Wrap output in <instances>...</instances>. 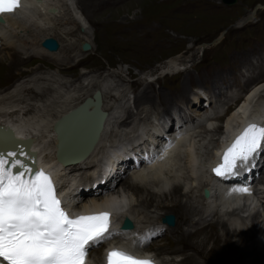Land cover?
Segmentation results:
<instances>
[{
    "label": "rangeland",
    "instance_id": "1",
    "mask_svg": "<svg viewBox=\"0 0 264 264\" xmlns=\"http://www.w3.org/2000/svg\"><path fill=\"white\" fill-rule=\"evenodd\" d=\"M73 2L74 5L71 8L77 12V15L79 13L80 18L82 17L85 22L83 24V21L77 20V23L80 21L79 24H83L78 29L73 26L74 24L65 23L68 16H66V13H62L61 6L59 8L61 3L58 4V8H55V10H59V17L65 18L52 15L51 19L39 22L44 28L55 31L57 37L51 38L57 41L58 47L59 43L62 45L59 50L60 53H58L63 58L66 57L65 62L66 60H74L72 63H75L79 58L83 59L82 62L77 67L73 66L63 70V72L71 75H63L64 73H59L58 69L51 63L52 61L47 59L45 51L41 54L32 51L23 55L22 62L15 68L7 63L0 65L1 118H8L13 123H19L18 121L22 120L23 123L28 124L29 128H32V124L40 119L52 120L56 117V110L62 105L61 102L72 101L85 93L90 94L98 83L102 82V91L106 96L108 113L112 108L113 116L114 114L115 116H121L125 108H130L132 111L136 110L134 101L144 92V86L146 85H150L149 90L154 95L160 93L159 98L155 97L153 102L143 103L138 110L139 112L143 111L141 109L152 110L151 112H153V109L156 108L159 113V111L166 112L181 97L188 96L194 89H206L207 86L211 85L212 89L219 91L221 85L233 81L236 77L237 79L241 77L242 82H239V86L240 88L243 86V89L252 84L255 85L258 83L256 81L260 79L264 81L263 73L256 80H251V83L244 85L247 79L250 80L251 76H256L260 68L262 69L264 66V0H234L229 5L221 0H104L95 10L91 9L90 5L84 6L91 11L90 17L86 15L85 10L76 8L75 0ZM45 9L46 7H42L36 16L45 12ZM243 17L247 20L243 21ZM24 19L29 24L30 22L34 23L32 19L27 18V14ZM69 29L72 30L69 31ZM31 38L27 36L29 41ZM82 42L89 44L87 51L81 50L80 45ZM69 44H74L73 48L66 50ZM11 52L12 49L0 45L1 57L6 58L7 54ZM242 53L244 55L248 53L247 57L238 59ZM183 65L188 67L185 69ZM36 68L38 70H35ZM103 78H106V83L102 81ZM43 89L45 91L41 95H35L33 92ZM212 89L210 90L215 92ZM203 94L206 93L203 92ZM201 97L202 95L198 94L197 98L194 97L193 99L198 101ZM257 97L249 105L248 112L256 107L258 108V106L264 108V91L257 94ZM242 98L244 97L239 98L235 105ZM163 99L165 102L162 101ZM117 103H119V108L115 109ZM10 104L15 106L10 109L8 107ZM232 109L233 107H228L223 115L216 120H211L212 123L208 132L200 130L199 127L194 130L193 133L195 134H193V138L191 137L193 140L191 138L190 140L199 143V158L202 162H207L214 147L218 145L224 132L228 130L223 128V121L226 120V116ZM144 115L145 113L142 112L141 116ZM111 124L108 130H111ZM128 125L132 127L133 123L131 122ZM232 126L231 124L230 128ZM134 127H136V124ZM130 130L134 129H128L127 131ZM37 131L39 132V130ZM41 133H37V142L40 141L38 136ZM191 133L189 135L192 136ZM113 134L107 133L105 136L104 144L107 147L115 139ZM119 140L116 139L114 143ZM47 144L48 141L43 140L40 143V147L43 146V159L51 156V147ZM179 160L177 163L181 164L176 166H178L181 173L182 168H184L183 154L180 155ZM260 168L261 171L257 174L255 182L260 180L264 182V174L262 173L264 171V161ZM130 172V170H126L125 173L114 174L116 178L121 175L117 180L118 182L116 181L110 188L113 195H117L115 202L124 209L130 207L137 210L132 212L131 215L135 221L141 220L143 216L146 219L148 216L162 215L164 209H158L154 206L148 208L140 206L137 193L127 189L124 191L119 190L120 181L128 178L127 175ZM185 174L186 172H183L182 175L186 176ZM197 174H200L199 169ZM202 175H204L203 172ZM197 177L201 180L199 175ZM203 177L206 179L205 175ZM189 183L190 180L184 177V179L180 178L175 185L178 186L182 199L185 198L191 202L192 196L196 194L197 197L199 191L188 193V196L181 194ZM171 188V185L167 186L166 192L170 191ZM258 189L256 197L242 196L239 199L244 200L246 207L238 209L236 212L238 215H247L244 222L241 221L237 227L249 229L251 228L252 214L257 217L256 219L260 222L261 228L257 230L253 239H256V243L260 244L264 242V205H262L264 204V188L258 186ZM116 190L120 192L115 193ZM145 195L144 198L148 199ZM214 201L213 199V205L211 206L213 211L202 220L204 222L197 221V215H191V213L189 215L193 219H186V224L181 222L180 227L184 229L197 228L198 225L202 226L211 220L213 222L218 217L226 223L231 222L227 221V215L223 214L224 210L230 208V204L221 206ZM158 202L164 203V208L168 211L175 210L168 213L174 224V216L178 214L179 204L175 205V201H172V197L168 193L155 198L153 204L156 205ZM201 203L203 202L193 204L199 210L206 208V205L202 206ZM216 211H218V214H215ZM175 218L176 224H179L180 219ZM234 225L236 226L237 223ZM173 229L174 227L168 232L159 231L149 241L150 243L154 240L153 246L156 251L153 252L156 253L158 259L178 261L183 256L192 255L203 264H208L209 256L217 264H224L225 261L218 260V257H216L217 248L210 247L212 241L209 238L204 245L205 247H199L204 252L205 255H203L186 243L198 240L202 237V234L199 233L198 237L190 236L191 238L186 239L184 237L177 238V232H173ZM204 230L208 235L210 230L219 231L220 228L212 223L210 226L204 227ZM179 240L182 243L176 245ZM103 243L104 240L99 241L90 246L89 250L96 246L101 247L99 245ZM246 244L249 245L250 243ZM262 253L264 254V249ZM231 254V256H234L232 252ZM247 259L246 256L241 257L236 264H248L249 260ZM187 261L193 262L192 260ZM188 262H185L184 259L183 263L178 264H188ZM189 264H194V262Z\"/></svg>",
    "mask_w": 264,
    "mask_h": 264
},
{
    "label": "bare ground",
    "instance_id": "2",
    "mask_svg": "<svg viewBox=\"0 0 264 264\" xmlns=\"http://www.w3.org/2000/svg\"><path fill=\"white\" fill-rule=\"evenodd\" d=\"M75 1H76V8H78L79 10H85L87 12L86 15L87 16L89 15V17L91 15L90 14L91 11L88 10V8L86 9L85 7L90 5L91 9L95 10L96 8L99 7V4H101L102 1L104 2V0H89V1H87V0H75ZM59 3H61V5H59V8L62 7V11H63V12L62 11L61 12L66 13V16H68L66 18V22H65L66 24H74L73 26H76L77 29L79 28V26L85 24L82 17L80 18L79 13L77 15V12L71 8V6L74 5L73 0H23L21 3V7L16 9L14 11V13H12V14H0V45H2L3 47H8V48L12 49V52L8 53L6 58L1 57V55H0V65L7 63L11 67L15 68L16 66H18L22 62V56L28 54V52L30 53L32 51H35V52L41 54L42 52L45 51L47 54V57H48L47 59L52 61L51 63L54 64V66L58 69L59 73H64L63 75H71L70 73L63 72V70L69 69L70 67H73V66L77 67L82 62L83 59L79 58L75 63H72L74 60H72V61L66 60V62H65L64 60L66 59V57L63 58L62 56L59 55V53H60L59 50L62 48V45L60 43H59V47L53 51H48V50L43 49L41 44H40L42 39H44L46 37H54L55 38V36H56L55 31H52L48 28H44L43 26H41V24H40L41 22H39V21H41V20L47 21V20L51 19L52 15L55 17H57V16L59 17V15H58L59 10L58 9L55 10V8H58ZM42 7L43 8L46 7L45 12H43L39 16H36V14H38L40 12L39 10H41ZM56 12H57V14H56ZM26 14H27V18H29L30 20L32 19L34 23L30 22V24H29V22H27V20L24 19ZM61 17L62 16H60L59 18H61ZM34 18H35V20H34ZM62 18H65V17H62ZM53 20H55V19H53ZM77 20L83 21L82 22L83 24H79L80 21L77 23ZM71 30L72 29H69V31H71ZM27 36L32 37L30 41L27 39ZM82 43H81V45H82ZM73 45L74 44H69L68 47L66 48V50L73 48ZM70 46H72V47H70ZM247 54L248 53H246L244 55L242 53V55L238 59H240V58L242 59V58L247 57ZM237 57H238V55H237ZM187 67H184V65H183V68L186 69ZM37 68H39V67H37ZM37 68L35 70H38ZM177 71H179V70H177ZM263 73H264V66L262 67V69L260 68V70L258 71L256 76H251L249 78L250 80L247 79L246 82L244 83V85L246 86L249 83H251V80H256L258 78V76H260ZM105 80H106V78L102 79V81H105ZM260 80L256 81L258 83H256L255 85L252 84L248 87L250 89L247 92H245L244 98H242L241 101L238 104H236L238 106L236 107V105H235L233 107V109L231 110V112L226 116L227 117L226 120L223 121V123H224L223 128L225 130L226 129H228V130L224 132L221 141L218 143V145H216V147H214L213 151L211 152V156L207 160V162H202L199 158V156H200L199 155L200 149H198V147L200 146L199 143H196L195 141L190 140L191 137L193 138V134H195V133H193L194 130L199 127V125H197V126L192 125L195 127L194 129H192L190 131V132H192L191 133L192 136L189 135L190 132H186V134L182 133V135H181V139L183 138V142H182L181 149L178 152H176L175 164L176 165L181 164V163L180 164L177 163V161L180 159V155L183 154V156H184V168H182V166H181L182 171H181V173L178 171V174H177L176 179L174 181L163 180L161 177H159V174L155 171L152 172L151 174L147 175L145 170H141L139 168H136L137 166H135L133 162H130L128 160L129 155L126 153V151H121V152L114 154L113 158L111 159L113 170L110 173V177L105 182L106 183L105 186H103L104 185L103 184L98 189L90 192L87 197H83V198H85L84 201L89 200V202H85V204L87 205V204L91 203V206L96 209V208L104 207L105 203H107V201L115 202V198L117 195L114 196L113 191L110 188L120 178L121 175H119L116 178V177H114V174L116 175L120 172L125 173L126 170H130L131 171L130 174L127 175L128 178H126L124 180L122 179L120 181L121 184H120L119 190L124 191L125 189H127V190H131L134 193H137L139 196L138 204L144 208L154 206L158 209L161 208L162 210L163 209L165 210L162 215L148 216L146 219H144L145 216H143L141 220H137V222H143V223L150 224V232L152 234L159 233V231H161L163 229L161 226H162V224H164L165 217L169 215L168 214V213H170L169 211H175V210H169V211L166 210L164 208V206H165L164 203L158 202V203H156V205L153 204V201L155 200V198L168 193L169 195H171L172 201H175V205L179 204L178 205L179 206L178 214H176L177 216H174L175 222H174V225L172 226V227H174L173 232H177V235H178L177 238H179V237L183 238L184 237L186 239V238H191L190 236L198 237L199 233L202 234V237L199 238L198 240H195L192 242H186L187 245L190 247H194L198 252L205 255L204 252L201 249H199V247H205L204 245H205L207 239L209 238V240L212 241V245L210 247L211 248H214V247L217 248L218 252L216 253L217 254L216 257H218V260L225 261L224 264H227V263L236 264V262H238L239 258H241V257L244 258L245 256L248 257V259H247V260H249L248 264H264V254L262 253V250L264 249V242L257 244L255 241L256 239L255 240L253 239V236L255 235L257 230L259 228H261L260 222H258L256 219L257 217L254 214H252V216H251V218H252L251 228L246 229L244 227H237V226H239L241 221L244 222V220L247 218V215L246 216L238 215L236 212L238 209H244L246 207L244 200H239L242 198L241 196L234 195V196L229 197V196L225 195L224 192L219 191L218 194L216 195V197L214 198V200H218L220 202L221 206H223L225 204H230V206H229L230 208L224 210L223 214L227 215V221L229 220L231 222L226 223V221H224L223 219H220L218 217V218H215V220H213V222L211 220L210 222L204 223V225H202V226H200V225H198L199 227L196 226L197 228L194 227L193 229H189V228L184 229V228L180 227L181 222H182V224L183 223L186 224L185 223L186 219H193V218H191L192 217L191 215H193V214L197 215L196 220L197 221L201 220V222H204L202 220L204 218H206V216H208L213 211V209L208 205V203H206V208H201L200 210L197 209L193 203H195V202L199 203L201 201H197L195 196H192V199H191V202L194 206L193 207L192 204L190 205V203H191L190 201H188L185 198H184V200L182 199L180 192H179V188H178V186L175 185V183L180 178L184 179V177H185V178L190 180V183L188 186H186V188L184 189V192L181 194H185L188 196V193H193V192H196L197 190H201L202 186L207 184V178L205 177L206 179H204L203 176L205 174L202 175V172L204 173L206 165L215 161V156H217L219 154V148H218L219 144H221L220 145L221 147L223 145L225 146L228 143V141L231 139V137L236 133L237 129L239 127H241L246 121L258 122L262 118L264 119V108L263 107L258 106V108L256 107L252 111L248 112V107L251 104V102L254 99L258 98L257 94H259L261 91L262 92L264 91V81H262V79H260ZM105 83H106V81H105ZM102 84H103V82L98 83V85L93 90V92L95 90H98L100 92V98H101L100 109L106 112V116H105V119L103 122L102 130H101L97 140L93 144V147L90 150V152L88 153V155L83 160H81L78 165H85L88 162H90L91 159H97V157L102 155L103 153H105L107 151H112L115 147H117V144L120 141L129 139L130 137L133 136V134L135 132V128H134L135 124L142 122V123H145V127H148V123H150V120L146 121V118H149L151 115L158 113L156 111L157 110L156 108L153 109V112H151L152 110L148 111V110L141 109V111L143 110L142 112L145 113L144 116H141L142 112H139V110H138L139 106H141L143 103L153 102V99H155V97L159 98L160 93L158 95H156V94L154 95L151 92V90H149L150 85H146L147 84L146 83L145 84L146 86H144V92L141 93V95H139L134 101L136 110L132 111L130 108H127V109L125 108V109H123V114L121 116H115V114L113 116V112H112L113 109L112 108L109 111L110 113H108V111H107L108 105L106 104V101H105L106 96H104V93H103L104 91H102V87H103ZM107 84L109 85V82ZM241 88L243 89V86ZM30 91H32V90L30 89ZM44 91L45 90L43 89V90H40L37 92H35V91H33V92L35 93V95H41V93H43ZM92 93H90V94L85 93L83 96H78V97L74 98L72 101H69V102L66 101L67 103L61 102L62 105L56 110V112H57L56 117H54L52 120L40 119L38 122L32 124L33 130H31V131H30V129H32V128H29L28 124L26 123L27 124L26 125L25 123H23L22 120H19L18 121L19 123H15V122L13 123L12 120L10 121L8 118L5 119V118L0 117V122H2L4 124H8L10 127H12V129L15 131V133L17 135H20V136H32L33 132H34L33 134H36V133H41L43 131L41 133V135L39 134V136H38V137H40V141L37 142V136H35L36 137L35 139H32L33 140V144H32L33 146L32 147L38 148L40 146V143L43 140V141H48L47 145H49L51 147V149H54L55 148V133L52 130L53 122L57 118H59L62 114L66 113L68 110L74 108L79 103H81L85 97H87V96L90 97ZM198 94L202 95L203 92L201 94L199 92H196V91L194 93H191L193 98H194V96H195V98H197L196 96ZM164 99L162 101H164ZM196 100L197 99H194V101H196ZM207 100H209V99L207 98ZM118 104L119 103H117V107H115V109L119 108ZM120 104H121V101H120ZM153 105H156V104H153ZM13 106H15V105L10 104L8 107L11 109V107H13ZM1 107H2V105H1ZM194 113L196 116H199V114H200L199 111H197V110ZM112 119H113V121H112ZM152 119H154V118H152ZM216 119H214V120H216ZM211 120L212 119H203V121L205 122V124L207 126L202 125V127H199V129L204 130V132H206V131L208 132V130H209L208 125L210 127V125L212 123ZM131 122L133 123V126L129 127L128 124ZM110 124H111V128H110L111 130H108V127ZM231 124L233 126L230 128ZM112 127H114L113 128L114 130L112 129ZM128 129H134V130H130L128 132L127 131ZM37 130H39V132ZM211 132H213V131H211ZM107 133H114L113 137L115 138L113 140V142H111L109 144L108 147L106 146V144H104L105 136L107 135ZM219 136H220V134H219ZM116 139L117 140L120 139V140L118 142L114 143V141ZM179 139L180 138H178V140ZM194 140H195V138H194ZM111 145H113V146H111ZM44 149H46V148H44ZM177 150H178V148H174L173 152H175ZM180 151H182V152H180ZM38 153H39V155H42V153H44V152H43V150L40 149V151H38ZM96 154H98V155H96ZM94 155H95V157L93 158ZM261 157H264V148L261 150L259 157H257V162H258V159H260ZM46 158H48V157H46ZM48 163L51 164L50 162H48ZM183 169H184V171H183ZM198 169H199L200 174H197ZM260 171H261V168H259L256 173H253V175H252L253 180L257 177V174ZM183 172L184 173L186 172V174H185L186 176L182 175ZM262 173L264 174V171ZM197 175L200 176L201 180L198 179ZM169 185H171L172 188L170 191L166 192V187ZM184 187H185V185H184ZM262 188H264V183H262ZM155 190H158V191L155 192ZM70 191L71 190H69V192ZM181 191H182V188H181ZM119 192L120 191H118V190L115 191V193H119ZM211 193L213 194V191H211ZM144 195L146 197H148V199L144 198ZM83 198H81V199H83ZM97 200H100V202L95 203L94 201H97ZM240 201L242 202L241 206H239V207H233L232 206V204L239 203ZM202 202L205 203V201H203V200H202ZM262 205H264V204H262ZM166 206H167V204H166ZM260 206H261V204H260ZM112 208L115 209L114 210L115 212L122 213L125 216L130 215L131 219H133L131 216L132 212L137 211V210H134L133 208H130V207L124 209L122 206L118 205V203H116V202H115V204L112 205ZM206 212H208L209 214L206 215ZM189 214H191V215H189ZM215 214H218V211H216ZM175 217H178L180 219L179 224H176V218ZM232 222L234 224L237 223V225L236 226L234 224L232 225ZM212 223L217 225L220 228V230L219 231H215V230L211 231L210 230V232L207 235V233H205L206 230H204V227L206 228L207 226H210ZM170 229H168V231H170ZM112 236H115V235L110 234V237L107 238L104 242L110 243ZM180 241L181 240H179V242H177V243L175 242L176 245H179L180 243H182ZM105 243H103L102 245H99L101 247L96 246V247L88 250V253H87L88 258L92 259L94 261H98L100 258L101 249H102V247H104ZM245 243H250V244L245 245ZM153 245H154V240H152L150 243H146L143 250L146 252H150L161 264L183 263L184 259H185V262H188L187 260H192L194 262V264H203V262L198 261L192 255L183 256L178 261H175V260L163 261L161 259H158L156 253L153 252L154 250L156 251V248H154ZM230 251L233 253L234 256H231L232 254ZM193 262H188V264L193 263ZM208 264H217V263L214 262L213 260H211L208 256Z\"/></svg>",
    "mask_w": 264,
    "mask_h": 264
},
{
    "label": "water",
    "instance_id": "3",
    "mask_svg": "<svg viewBox=\"0 0 264 264\" xmlns=\"http://www.w3.org/2000/svg\"><path fill=\"white\" fill-rule=\"evenodd\" d=\"M223 3L225 4H232L234 2V0H221ZM41 46L46 48L47 50L49 51H53V50H56L57 48V42L53 39V38H50V37H46L44 38L42 41H41ZM81 48L83 50H86L88 49V44L87 43H83L81 45ZM100 104H101V101H100V93L98 90H95L93 92V94L91 95V97H86L83 101V103L80 105V107L82 105H90L92 106L93 108H95V110L99 113L100 115V120H99V124H98V129L97 131H99L101 129V126H102V123H103V119L105 117V113L101 111L100 109ZM79 108V107H78ZM75 110H71L67 113H65L64 115H62L61 117H59L52 125V128L55 130L58 123L60 121H63L65 118H67L70 114H72ZM166 220L168 222H171L172 221V217L170 215L166 216Z\"/></svg>",
    "mask_w": 264,
    "mask_h": 264
}]
</instances>
